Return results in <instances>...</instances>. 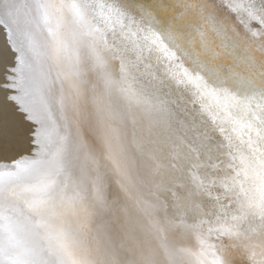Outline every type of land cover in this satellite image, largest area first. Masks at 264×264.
I'll list each match as a JSON object with an SVG mask.
<instances>
[{
  "label": "snow or ice",
  "instance_id": "snow-or-ice-1",
  "mask_svg": "<svg viewBox=\"0 0 264 264\" xmlns=\"http://www.w3.org/2000/svg\"><path fill=\"white\" fill-rule=\"evenodd\" d=\"M133 11L0 2L19 110L0 145V264H129L130 239L137 264H264V6Z\"/></svg>",
  "mask_w": 264,
  "mask_h": 264
},
{
  "label": "bare ground",
  "instance_id": "bare-ground-1",
  "mask_svg": "<svg viewBox=\"0 0 264 264\" xmlns=\"http://www.w3.org/2000/svg\"><path fill=\"white\" fill-rule=\"evenodd\" d=\"M2 2V0H0ZM10 2L24 4V3H31L32 0H10ZM108 2H111V0H108ZM184 0H126V3H128L131 8L136 9V11L131 12V15L135 17L136 20H141L142 17L137 14L139 11H147L153 6H170V5H179L183 3ZM210 2H213L215 4H221V3H227L228 0H210ZM233 2H237V0H233ZM245 3H253L256 5L257 8H261L264 6V0H244ZM111 40V38H110ZM155 60V58H153ZM15 66V55L11 52L10 46L7 43V36L5 31L0 28V145H3L5 143V139L7 136V140L11 142L12 140V134L14 131L15 123L18 119V113L19 110L16 108V106L8 101L7 97L13 95L14 93L11 91L5 92L3 85L7 82V77L11 75L10 69ZM187 67V65H185ZM225 70L230 67L229 65H224ZM176 95L180 96L181 101L187 105L189 109L192 108V102H191V92H189L187 95H185L182 92H177ZM207 104H212L213 101L210 99H206L204 101ZM199 108V101L197 102V109ZM208 129L209 131L212 130V127H214L211 123V117L208 116ZM30 135V133L25 134ZM216 136L220 137L222 139L221 134L219 133L218 129L216 130ZM30 143L29 140H24V147L26 148L27 145ZM17 151H20L19 149L9 151L7 153V156H15L17 154ZM23 155H29L30 151H23L21 152ZM7 162L4 160V153L0 152V163ZM216 193L214 192L213 195ZM121 204H126L127 202L123 200V198H120ZM205 203L207 205V210L211 211L213 209V203L210 199L206 198ZM171 216V213H170ZM190 222H196L194 220H190ZM120 247L126 249L128 251V260L129 264H137L139 260V253L140 249L137 247L136 242L134 239H130L127 242L121 241Z\"/></svg>",
  "mask_w": 264,
  "mask_h": 264
}]
</instances>
